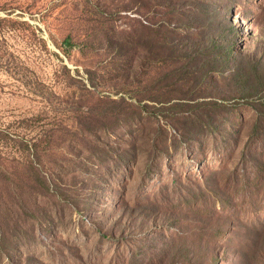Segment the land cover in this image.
<instances>
[{"label":"rangeland","instance_id":"obj_1","mask_svg":"<svg viewBox=\"0 0 264 264\" xmlns=\"http://www.w3.org/2000/svg\"><path fill=\"white\" fill-rule=\"evenodd\" d=\"M0 264H264V0H0Z\"/></svg>","mask_w":264,"mask_h":264},{"label":"trees","instance_id":"obj_2","mask_svg":"<svg viewBox=\"0 0 264 264\" xmlns=\"http://www.w3.org/2000/svg\"><path fill=\"white\" fill-rule=\"evenodd\" d=\"M68 41H69V39L67 38V39L64 40V43H68Z\"/></svg>","mask_w":264,"mask_h":264}]
</instances>
